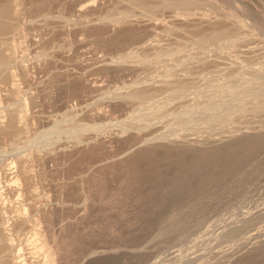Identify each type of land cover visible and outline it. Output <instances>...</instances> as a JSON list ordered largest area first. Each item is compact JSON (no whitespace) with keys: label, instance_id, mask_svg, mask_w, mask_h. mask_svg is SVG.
Segmentation results:
<instances>
[{"label":"rangeland","instance_id":"rangeland-1","mask_svg":"<svg viewBox=\"0 0 264 264\" xmlns=\"http://www.w3.org/2000/svg\"><path fill=\"white\" fill-rule=\"evenodd\" d=\"M140 1L48 0L50 3L41 9L29 4L19 5L22 28L17 29L14 36L10 34L16 38L1 37L5 43L0 51L14 54L17 60L23 56L25 65L28 63L27 74H30L16 73L20 71L18 64L11 68V72L17 74L13 83L19 84L14 94L10 93L9 85L0 80V120L7 113L6 109L22 110L25 98H30L29 105L32 100L36 102H32L35 105L31 104L27 112L22 111L26 121L23 120L22 133L0 136V150H5L0 158L9 163L17 154L15 143L24 151L21 154H39L40 158L31 157L27 162L34 175L39 201L58 208L47 222L35 212L27 211V224L13 231L15 242L22 246L23 258L28 259L25 264H264V91L255 83L264 81V0H215L217 7L220 5L218 8L199 4L197 7L189 5L190 10L184 8V3L182 6L173 3L175 8L173 4V7L163 4L162 0ZM78 9L83 12L80 14ZM217 10L228 13L235 10L234 13L243 16L250 25V29L248 26L246 29L254 38L231 36L234 38H222L217 44L210 43L212 46L202 42L204 47L198 42L196 33L200 27L196 24H204L211 17L213 20L214 14L215 20ZM189 11L194 22L185 21ZM123 15L135 21L128 34L122 28L102 33L105 28L92 27ZM77 19L91 28L85 27L84 32L82 25L73 23ZM201 29L206 30V27ZM11 42L18 46H11ZM201 47L211 62L201 67L194 64L195 59L189 62L190 57L183 58L188 53L199 56L195 50ZM41 51L45 54H40ZM23 52H28L27 56ZM129 52L131 56L125 59L124 55ZM157 57L165 61L158 62ZM180 63H185V67L191 63L194 66H187V70L192 68L193 71L189 73L185 67L179 69ZM174 64L178 71L171 72ZM168 74L174 78L183 74L191 80L190 90L178 93L175 84H162L161 78H167ZM245 80L256 84L246 88L250 91L248 98L244 97L247 95L243 87ZM88 84L95 88L90 90ZM142 85L156 87L153 100L139 102L122 95L131 87ZM166 87L169 91L172 88L171 93L175 92L171 98ZM162 90L167 91L166 95L161 94ZM213 91L219 97H214ZM164 99H168V104H159L166 101ZM149 106L162 107V113L168 114L145 124L147 117H144L146 120L141 117L146 116L142 113H146ZM205 109H210L206 114L208 119L203 116ZM188 110L194 115L185 116L183 112ZM216 110L226 114L220 117ZM233 115H239L233 118L238 122L231 120ZM135 116L138 118H133ZM225 118L230 119L231 124L224 121ZM201 122L209 127L213 123L219 126L207 129ZM127 123L135 124L138 131L132 129L130 133H123L122 127ZM154 125L157 132H153ZM202 131L207 135L201 134ZM244 131L263 134L256 140L246 141L245 146L242 140L240 146L239 142L235 147L229 146L230 153H227L228 147H223L221 151L227 150L222 154L218 150V156H213L215 152L209 155V151H200L201 154L194 151L196 155L192 150L193 153L188 150L181 154L159 152L148 158L136 156L137 159L119 163L120 156L139 141L137 133L140 140L158 134L208 140L209 145L201 140L206 147L220 136L229 138ZM81 134L96 141L100 139L94 144L98 143L97 147L91 145L74 153L72 137ZM51 136L54 141L49 151L35 149L39 142ZM199 154L203 159L198 160ZM100 163L106 166L99 168ZM83 175L87 176V181ZM88 177L91 180L88 181ZM10 183L19 185L21 182ZM13 205L15 210L11 209L10 217L18 211L24 212ZM36 231L39 235H35ZM46 250L56 252L54 260L45 256ZM103 250L108 254L100 252Z\"/></svg>","mask_w":264,"mask_h":264},{"label":"bare ground","instance_id":"bare-ground-1","mask_svg":"<svg viewBox=\"0 0 264 264\" xmlns=\"http://www.w3.org/2000/svg\"><path fill=\"white\" fill-rule=\"evenodd\" d=\"M50 1V0H49ZM137 1H139V0H137ZM149 0H147V2H148ZM163 2H161V3H163V4H169V7H170V5L171 4H173V3H177V5L178 4H183V6L184 5H186L184 8H187L188 9V7H189V5H193L192 7H195L196 5H199V4H204V5H211V6H214V7H216V8H218L217 7V4H216V2H215V0H162ZM165 1H167V2H165ZM141 3L143 2L142 0L140 1ZM48 3H50V2H48V0H0V46L3 44V42H4V40H3V38H1L3 35H8V36H10V34H15V31L17 30V29H20V28H22V24H21V22H20V9H19V5H23V4H29L30 6H32L33 8L35 7V8H38V9H41V8H46L45 6H47L48 5ZM143 3H146V1L144 0V2ZM188 4V5H187ZM93 5V4H92ZM174 5V4H173ZM195 5V6H194ZM168 6V5H167ZM172 6V5H171ZM175 6V5H174ZM182 6V5H181ZM200 6V5H199ZM236 6V5H235ZM166 7V6H165ZM173 7V6H172ZM178 7V6H177ZM197 7V6H196ZM207 7V6H206ZM175 8H176V6H175ZM179 8V7H178ZM181 8V7H180ZM211 8V7H210ZM236 9V11H240L239 9H238V7H235ZM241 8V7H240ZM187 9H184V10H187ZM199 9V8H198ZM202 9V8H201ZM188 10H190V8L188 9ZM224 10V9H223ZM232 10V9H231ZM235 10H233V11H235ZM246 10V9H245ZM248 10V9H247ZM78 11L80 12V14H81V12H83L82 11V9H78ZM77 11V12H78ZM192 11V10H191ZM191 11H189V13H187L189 16H187L188 18L187 19H185V21L187 22V21H191V22H194L193 20H191L193 17L191 16V15H193L192 13H191ZM223 12V11H219L218 12V10L216 11V12H218V14H217V17H216V19L214 20V18H215V14H214V18H213V20H212V17L211 18H209V19H211V20H205V23L203 24V23H200V24H196V27H197V25H198V27H200V30H198L199 31V33H196V35L198 36V39H199V41L198 42H203V43H205L206 45H208V44H214V43H218L219 41L218 40H220V39H222V38H225V40H226V38L227 39H230V38H232L231 36H237V37H240V38H244V39H246V40H252V37H253V33L250 31V30H247V29H250V25L248 26V21L245 19V20H243V16L242 17H240L239 16V14H237V13H234V12ZM188 12V11H187ZM215 12V11H214ZM87 13V12H86ZM78 16V15H77ZM191 17V18H190ZM78 20V19H77ZM75 21V22H73V23H75V24H80V23H82L81 21L79 22V20L78 21ZM197 20V19H196ZM195 20V21H196ZM201 20V19H200ZM202 21V20H201ZM204 21V20H203ZM247 21V22H246ZM253 21V20H252ZM257 22H259L258 20H256ZM262 21V20H261ZM45 22V21H44ZM133 22H135L134 20H132V19H130L129 17H126V16H122V17H119V18H116L115 20H113V21H111V22H102V23H100V24H98V26H92L93 28L95 27V28H101V27H103V28H105L104 29V32H103V30H101L102 31V33H105V31L106 32H109V31H114L115 30V28H122L123 30H127V34H128V29L131 27L132 28V25H133ZM142 22V21H141ZM197 22V21H196ZM198 22H199V20H198ZM256 22V23H257ZM46 23V22H45ZM84 23V22H83ZM97 24V23H96ZM137 24V23H136ZM139 24V23H138ZM192 24V23H191ZM206 24V25H205ZM45 25V24H44ZM47 25V24H46ZM50 25V24H49ZM51 25H52V23H51ZM80 25H82V24H80ZM155 26H156V24H154ZM254 25H255V23H254ZM257 25V24H256ZM258 25H259V23H258ZM83 26V28L82 29H84V32H85V27H88V28H91L89 25H82ZM151 26V25H150ZM206 27V30H203V29H201V27ZM249 28H248V27ZM51 27V26H50ZM139 27V26H138ZM146 27V26H145ZM152 27H154V26H152ZM246 27H247V29H246ZM207 28H208V32H207ZM29 29V28H28ZM47 29V28H46ZM64 30V29H63ZM33 31V30H32ZM73 31V30H72ZM25 32H26V30H25ZM66 32V31H65ZM163 32H165V31H163ZM162 32V33H163ZM29 33V32H28ZM27 33V34H28ZM32 33V32H31ZM44 34V33H43ZM62 34V33H61ZM66 34H68V33H66ZM73 34V33H72ZM125 34V33H124ZM29 35V34H28ZM74 35V34H73ZM99 35V34H98ZM134 35V34H133ZM132 35V36H133ZM7 36V37H8ZM14 36V35H13ZM13 36H10L11 38H16V37H13ZM100 36V35H99ZM102 36V35H101ZM156 36V35H155ZM7 37H5V38H7ZM229 37V38H228ZM4 38V39H5ZM11 38H9V39H11ZM35 38H36V36H35ZM34 38V39H35ZM43 38H44V36H43ZM75 38V37H74ZM102 38V37H101ZM104 38V37H103ZM197 38V37H196ZM234 38V37H233ZM232 38V39H233ZM254 38V37H253ZM8 38L6 39V40H9ZM28 39V38H27ZM16 40V39H15ZM36 40V39H35ZM34 40V41H35ZM41 40L43 41V39L41 38ZM47 40V39H46ZM197 40V39H196ZM34 41H33V43H34ZM48 41V40H47ZM111 41V40H110ZM118 41V40H117ZM216 41H218V42H216ZM228 41H230V40H228ZM231 41H234V40H231ZM230 41V42H231ZM51 42V41H50ZM53 42V41H52ZM75 42V41H74ZM83 42V41H82ZM114 42V41H113ZM119 42V41H118ZM195 42H197V41H195ZM5 43V42H4ZM22 43V42H21ZM29 43V42H28ZM32 43V42H31ZM36 44H37V42H35ZM38 43H41V42H38ZM124 43V42H123ZM202 43V44H203ZM13 44H15V43H13V42H11V46H13ZM36 44H33V45H36ZM74 44V43H73ZM154 44H156L155 42H154ZM199 44V43H198ZM210 44V46H212ZM16 45V44H15ZM31 45V44H30ZM38 45V44H37ZM36 45V46H37ZM204 45V44H203ZM202 45V46H203ZM18 45H16V47H17ZM40 46H43V43L42 44H40ZM64 46V45H63ZM150 46H154V45H150ZM4 47H5V45H4ZM28 47V46H27ZM70 47V46H69ZM194 47H195V45H194ZM198 47V46H197ZM196 47V48H197ZM204 47H205V45H204ZM209 47V46H208ZM215 47H217V46H215ZM1 48V47H0ZM21 48V47H20ZM31 47H29V49H30ZM193 48V47H192ZM202 48V47H201ZM227 49L229 48H231V47H226ZM4 49V48H3ZM11 51H12V49H11V47L9 48ZM19 49V48H18ZM42 49V48H41ZM199 49V48H198ZM210 49V48H209ZM23 49H20V51H22ZM195 50V49H194ZM219 50V49H218ZM30 51H31V49H30ZM47 51V50H46ZM222 51H224V50H222ZM221 51V52H222ZM228 51V50H227ZM232 51V50H231ZM5 53V51H0V71H1V73H0V80L2 79V82L4 81V82H6V83H4V84H6L7 86L9 85V90H10V93H16V91H18V85L19 84H14L15 82H14V80H16V78H17V74L16 73H19L20 72V75H23V76H28V74H30V73H28L27 74V70H29V69H27V66L26 65H28V63L25 65V59H24V61H23V56L21 57L20 56V59H19V57H18V59L19 60H17V59H15L13 56H14V54L13 55H8V54H4ZM16 51L14 50V53H15ZM42 52V53H41ZM40 52V54H42V55H44L45 53L43 52V51H41ZM132 52V51H131ZM131 52H129V54H128V56H126V55H124L125 56V59H126V57H129V56H131ZM195 52L196 53H198V55L199 56H193L192 54L189 56L188 54H186V56H184L183 58L184 59H186L185 57H187V58H189L190 57V59H188L189 60V62H190V60L192 61V59H195L196 60V62L194 63L196 66L198 65V66H201L202 67V65H205V64H207V63H209V62H211V60H210V58H209V55H208V53L206 52V51H204L203 50V48L202 49H200V50H195ZM262 52H264V51H262ZM24 53V52H23ZM26 53V52H25ZM24 53V56H27L26 54L28 53H26L25 54ZM195 53V55H197ZM216 54V53H215ZM17 55V54H16ZM49 55V54H48ZM217 55H220V54H218L217 53ZM124 56L122 57V58H124ZM225 56H227V55H225ZM224 56V57H225ZM229 56V55H228ZM17 57V56H16ZM220 57H222L221 55H220ZM125 59H123L124 61H125ZM123 60H121L122 62H123ZM155 60H157L158 62L159 61H165L164 59H162L161 57H157ZM187 60V59H186ZM230 60V59H229ZM23 61V62H22ZM182 61H183V59H182ZM21 62L22 63H24V65H22L21 64ZM177 62V61H176ZM181 62V61H180ZM187 62V61H186ZM194 62V61H193ZM212 62H214V61H212ZM216 62V61H215ZM192 63V62H191ZM190 63V64H191ZM222 63V62H221ZM17 64H18V66H20V67H18L17 66ZM181 65H182V67L181 68H179V69H184V65H185V63H184V65L182 64V63H180ZM189 64V66H191ZM193 64V63H192ZM214 64V63H213ZM218 64V63H217ZM225 64V63H224ZM175 65V64H174ZM13 66H17V68H19V70L20 71H17V69H16V71H14V72H16V73H13V72H11V68L13 67ZM188 65L186 64V69L185 70H187L188 69V67H187ZM192 66H194V65H192ZM191 66V67H192ZM169 68H170V66H168ZM171 67H173L172 65H171ZM175 67V71L174 70H170L171 72H176V71H178V69H177V66L175 65L174 66ZM190 67V68H191ZM207 67V66H206ZM29 68V67H28ZM258 69V68H257ZM190 70H192V68L191 69H189V70H187L189 73H191V71ZM223 70V69H222ZM170 71H168V72H170ZM181 71H183L184 72V70H181ZM193 71V70H192ZM255 71H256V69H255ZM263 71V70H262ZM186 72V71H185ZM185 73L184 75L185 76H187L189 73ZM257 72H260L259 71V69H258V71ZM264 72V71H263ZM164 73V72H163ZM162 73V74H163ZM214 73V72H213ZM218 73V72H217ZM172 74V73H171ZM171 74H168L167 75V78H165V79H163V78H161V80H163L161 83L162 84H164L165 83V85H174L175 84V87H177V88H175V87H173V88H175L176 89V92H178V93H180L181 91H182V93H185L187 90H190V86H189V82H191V80H189L188 78H184L183 76V74L182 75H178L176 78H174ZM187 74V75H186ZM215 74H216V72H215ZM177 75V74H176ZM171 76H172V78L173 79H171ZM214 76V75H213ZM16 77V78H15ZM19 77H21V76H19ZM179 77H181V78H179ZM183 77V78H182ZM24 78V77H23ZM170 78V79H169ZM187 79H188V81H187ZM195 79V78H194ZM79 80V79H78ZM193 80V79H192ZM214 80V79H213ZM25 81H26V78H25ZM86 81V80H85ZM155 81H159V80H155ZM195 81H197V80H195ZM200 81V80H199ZM260 80H258V82H256L255 81V83L257 84V86L259 85L260 87H261V89L260 90H263L264 91V86H261V83L263 82L264 83V81H262V82H259ZM1 82V81H0ZM1 82V83H2ZM14 82V83H13ZM80 82H81V80H80ZM27 83V82H26ZM82 83V82H81ZM154 83V82H153ZM170 83H172V84H170ZM252 83L253 82H249L248 80H245V82H244V84H243V87H245L244 89L246 90V88H250L251 86H252ZM255 83H253L254 85H256ZM155 84H156V82H155ZM154 84V85H155ZM191 84V83H190ZM194 84V83H193ZM83 85H84V83H83ZM153 85V86H154ZM195 85V84H194ZM264 85V84H263ZM75 86V85H74ZM86 86H88V88L91 90V89H94L95 88V86H93V85H86ZM151 87V86H140V87H131L132 89L129 91V89L126 91V93H125V91H124V93L122 94L126 99H133V100H137V101H139V102H145V101H147V102H149V101H151V100H153V98H154V93L156 92V90H154V88L156 89V87ZM158 86V85H157ZM161 86V85H160ZM76 87V86H75ZM163 87H164V85H163ZM192 87H193V85H192ZM198 87V86H197ZM263 87V88H262ZM73 88V87H72ZM167 88V87H166ZM170 89V88H169ZM172 89V88H171ZM171 89H170V91L168 90V88H167V90L170 92V94L168 93V95L170 96V98L173 96L172 94L173 93H175V92H172L171 93ZM175 89H173V90H175ZM179 91H178V90ZM248 89L246 90L247 92H246V96H244V97H246V98H248V92H250V91H248ZM256 89V88H255ZM9 90H7V91H9ZM172 90V91H173ZM259 90V89H258ZM260 90L258 91L259 93H260ZM155 91V92H154ZM183 91H185V92H183ZM263 91H261V92H263ZM92 92V91H91ZM165 93L167 92V91H164ZM163 92V90H162V93L161 94H165ZM245 92V91H244ZM255 91H253V93H254ZM9 93V94H10ZM215 93V94H214ZM34 94V93H33ZM177 94V93H176ZM212 95L214 94V97H217L219 94H217L216 92H212L211 93ZM245 94V93H244ZM243 94V95H244ZM118 95V94H117ZM166 95V94H165ZM167 95V96H168ZM175 95V94H174ZM179 95V94H178ZM262 95H264V94H262ZM35 96V95H34ZM114 96V95H113ZM251 96V95H250ZM117 97V96H116ZM120 97V99H121V95H119L118 96V98ZM157 97V96H156ZM155 97V98H156ZM175 97H176V95H175ZM219 97V96H218ZM28 98L29 97H27V98H25V99H27L28 100ZM32 98H34V97H32ZM169 98V97H168ZM242 98H243V96H242ZM27 100H25V102L22 104L23 105V109L22 110H19V111H17V110H14V109H6L7 110V113H5L3 116H2V119L0 120V136H2V135H7V134H20V133H22L24 130H25V127H24V124L25 123H23V120H24V116L23 115H25V114H22V111L23 112H27L28 110H29V106L31 105V104H34V103H32L33 101L34 102H36L35 100H32L31 101V104L29 105V103L28 102H30V98H29V100L27 101ZM122 100V99H121ZM158 100V99H157ZM163 100V99H162ZM164 100H166V99H164ZM173 100V99H172ZM155 102H158V101H155ZM154 102V103H155ZM162 103H164V104H168V99L166 100V101H161V103H159V104H162ZM163 104V105H164ZM35 105V104H34ZM150 105H152V104H150ZM157 105V104H156ZM139 106V105H138ZM159 106H161V105H159ZM158 106V107H159ZM150 107V106H149ZM147 108L148 110H147V112L146 113H142V115H146V116H140L142 119L144 118V117H147V120H146V118H144L143 120H146L145 122V124H147V122H148V124H150V122H152L153 123V121H151V120H154V121H156V119H159V118H161V116L162 115H167L168 114V110H166V112L167 113H162L163 112V110L161 111V108L162 107H159L160 108V110H159V108L157 107V106H155V107H153L152 106V108L150 107V108ZM217 107V106H216ZM14 108V107H13ZM164 108H165V106H164ZM213 108V107H212ZM212 108H210V109H212ZM214 108H215V106H214ZM136 109H137V107H136ZM163 109V108H162ZM210 109H205L204 111H205V113H204V118L206 117V119H208L207 117H209V116H207L206 114H208L207 113V111L208 110H210ZM214 110V109H213ZM217 111V110H216ZM69 112H71V111H69ZM164 112H165V109H164ZM217 112H219L220 113V111H217ZM183 114L186 116H192V111H184L183 112ZM183 114H181V115H183ZM209 114H211V111L209 112ZM214 113H212V115H213ZM222 114L223 113H220V117L222 116ZM226 113H224L223 114V116L225 115ZM140 115V114H139ZM138 115V116H139ZM183 115V116H184ZM194 115V114H193ZM206 115V116H205ZM228 115V114H227ZM226 115V116H227ZM237 115V114H236ZM198 116H201V114L200 115H198ZM211 116V115H210ZM217 116H218V114H217ZM216 116V117H217ZM218 116V117H219ZM225 116V117H226ZM239 116V115H238ZM238 116H235V115H233L232 117H231V120L234 118V117H237L238 118ZM241 116V115H240ZM139 117V118H140ZM163 117V116H162ZM181 117V116H180ZM179 117V118H180ZM212 117V116H211ZM133 118H138V117H133ZM140 118V119H141ZM185 118H187V117H185ZM185 118H183V120L185 119ZM192 118V117H191ZM196 118H199V117H196ZM195 118V121H197V119ZM201 119H202V116L200 117ZM199 118V119H200ZM203 118V120H205ZM210 118V117H209ZM213 118V117H212ZM211 118V119H212ZM237 118H235V119H233L232 121L234 122V120H236V122H238L237 121ZM214 119H216V118H214ZM210 120V121H215V120ZM26 120H27V118H26ZM187 120V119H186ZM192 120H194V118L192 119ZM217 120H218V118H217ZM224 121L226 120V118L225 119H223ZM223 120H221L222 121V123H223ZM228 120V119H227ZM226 120V122H230V124H231V120L229 119L228 121ZM249 120V119H248ZM150 121V122H149ZM187 121H189V120H187ZM200 121V120H199ZM220 121V120H219ZM220 121V122H221ZM24 122H26L25 120H24ZM142 122H144V121H142ZM198 122V121H197ZM203 122H206V121H203ZM241 122V121H240ZM239 122V123H240ZM155 123V122H154ZM181 123H182V121H181ZM202 123V122H201ZM242 123V122H241ZM240 123V124H241ZM144 124V125H145ZM203 124V123H202ZM211 124V123H210ZM135 125V124H134ZM132 123H127V124H125V125H123V127H122V132L123 133H125V132H129V131H133V130H137V128H135V126H134ZM199 125V124H198ZM203 125H205V124H203ZM207 125V124H206ZM205 125V126H206ZM225 125V123H223V126ZM236 125V124H235ZM215 126V127H214ZM216 126H219V124L218 123H213V124H211V126L210 127H213V128H216ZM220 126H221V124H220ZM223 126H221V127H223ZM234 126V125H233ZM232 126V127H233ZM264 126V125H263ZM137 127V126H136ZM147 127V126H146ZM156 126L154 125V131L153 132H157V128H155ZM203 127V126H202ZM207 127H209V126H206V128ZM209 127V128H210ZM231 127V126H230ZM135 128V129H134ZM205 128V127H204ZM209 128H207V129H209ZM238 128V127H237ZM236 128V129H237ZM95 129H101V128H95ZM133 129V130H132ZM196 130H197V128H195ZM201 129H203V128H201ZM200 129V130H201ZM211 129V128H210ZM235 129V130H236ZM253 129H256V128H253ZM148 130V129H147ZM159 130V129H158ZM231 130V129H230ZM234 130V129H233ZM138 131V130H137ZM142 130H140L139 132H141ZM241 131V130H240ZM100 132V131H99ZM153 132H151V133H153ZM203 132H205V134L207 133L206 131H202L201 132V134L203 133ZM214 132V131H213ZM257 132V131H256ZM262 132V131H261ZM130 133V132H129ZM132 133V132H131ZM137 133V132H136ZM222 133V132H221ZM135 134V133H134ZM138 134V142L134 145V146H132V148H131V146L129 147V148H131V150L130 151H127V149H126V151L128 152L127 154H126V152H125V154L123 153V156H120V158L122 157V159H119L120 161H119V163H121V162H123V164L124 163H126L129 159H132V158H134V157H136V156H140V157H145V158H148L147 156L149 155H151V156H153V154L155 155V153H156V155H157V153H159V152H162V155H163V153H171L172 152V154L174 153V152H180V154H181V152L182 151H187L188 152V150H192L193 152L194 151H196V152H198V153H200V151L202 152V151H206V152H208L209 153V155H211L212 156V153H216L218 150H220L221 148H223V147H228L227 149H229V146H233L236 142L238 143L239 141H243V143H245L246 141L247 142H249L250 140H253V139H255L256 140V138L259 136V138H260V135L261 134H263V133H261V134H259V132H258V134L257 133H255V132H253V133H251V132H241V133H234V134H232V136L230 135L229 136V138H228V136L225 138V137H223V136H220V139H217V140H215V142H214V144H211L210 146H208L209 144V142H205V140H203V139H201V140H203L204 141V143L206 144H208V145H205L206 147H204V143H203V141H201V140H195V139H186V138H184V139H182L180 136H177V134L176 135H167L166 134V136L163 134H158L157 136H154L153 138H148V139H141L140 140V133H137ZM136 134V135H137ZM142 134V133H141ZM132 135V134H131ZM204 135V134H203ZM207 135V134H206ZM218 135V134H217ZM141 136H143V135H141ZM149 136V135H148ZM96 137V136H95ZM107 137V136H106ZM261 137H262V135H261ZM263 137H264V135H263ZM73 139H74V141H71V142H75L74 143V145H75V147H74V149H73V146H72V149L70 148V150H72L74 153H79V152H81L82 150H84V149H86L88 146H91L92 145V147L93 146H95V147H97V145H98V143L96 144V145H94L96 142H99L100 141V139H98L97 141H96V139L94 138H89L88 136H84L83 134H81V135H74L73 137H72ZM72 138H70V139H72ZM108 138V137H107ZM124 138V137H123ZM135 138H137V136L135 137ZM72 139V140H73ZM258 139V138H257ZM110 140V139H109ZM53 141H54V138L51 136V137H49V138H47V139H45L43 142H39L38 143V146L36 147V145H35V149H38V150H43V149H48V151H49V149H51V145H52V143H53ZM133 142V141H132ZM203 144H201V143ZM102 143V142H101ZM73 144V143H72ZM240 144H242V142L240 143H238L237 145H239L240 146ZM236 145V144H235ZM235 145H234V147H235ZM246 145V143L244 144V146ZM129 146V145H128ZM231 146V147H232ZM13 147H14V149H16V155L15 156H13V158L10 160V162L9 163H7V160L6 159H4V158H0V264H25V262L28 260H26L25 261V259L23 258V256H25L24 254H23V250H22V246H20V244H17L16 242H15V240H14V238H13V231L16 229V228H18V227H21V226H24V225H26L27 224V222L29 221V215H28V212H29V210L31 211V212H35L41 219H43L45 222H47V221H49V218L51 217V215H53V213H55L56 211L55 210H57L58 208H57V206H52L50 203H43V202H41V201H39V194H38V192H37V188H36V186H35V179H34V175H33V172H32V170L30 169V167L28 166V164H27V162H29V159H31V157L32 158H35V157H39L40 158V156H38L39 154H37L36 156L35 155H33V154H30V155H33V156H29V154L27 153V154H21V153H23L24 151L22 150V152H21V148H19L20 147V145L18 144V143H15L14 145H13ZM70 147V146H69ZM125 147V146H124ZM233 147V148H234ZM237 147V146H236ZM238 148V147H237ZM236 148V149H237ZM97 149V148H96ZM225 149V148H224ZM224 149H222V151H224ZM227 149H225V151L227 150ZM235 149V148H234ZM69 150V149H68ZM88 150V149H87ZM233 150V149H232ZM19 153H18V152ZM190 151H189V153H190ZM191 151V153H193ZM221 150H220V153L222 152ZM232 152L231 151V148L228 150V152L227 153H230V152ZM3 152H5V150H0V153H3ZM13 152H14V150H13ZM85 152V151H84ZM210 152H211V154H210ZM66 153V152H65ZM176 153V154H177ZM203 153V152H202ZM236 153V152H235ZM64 154V153H63ZM166 154V155H167ZM172 154H170V155H172ZM179 154V153H178ZM177 154V156L179 157V155ZM194 155H196L195 154V152L193 153ZM201 154V153H200ZM200 154H199V156L197 155V157H198V160L199 159H203L201 156H200ZM222 154V153H221ZM223 154H226V153H224L223 152ZM76 155V154H75ZM124 155H125V157H124ZM175 155V154H174ZM218 155H220V154H218ZM217 155V153H216V155H214L213 154V156H218ZM71 156V155H70ZM150 156V157H151ZM181 156V155H180ZM207 156H208V154H207ZM68 157V156H67ZM90 157H91V155H90ZM168 157V156H167ZM196 156H195V160L197 161V158ZM200 157V158H199ZM209 157V156H208ZM226 157V156H225ZM43 158V157H42ZM41 158V159H42ZM81 158V157H80ZM160 158V157H159ZM162 158H163V156H162ZM209 158H211V157H209ZM36 159V158H35ZM90 159V158H89ZM117 159V158H116ZM136 159H137V157H136ZM157 159V158H156ZM164 159H165V157H164ZM172 159H174V158H172ZM176 159V158H175ZM181 159H183V158H181ZM194 159V158H193ZM211 159H214L215 160V157L213 158H211ZM140 160V159H139ZM178 160V159H177ZM218 160V159H217ZM44 161V160H43ZM179 161H180V159H179ZM101 162V161H100ZM146 162H148V161H146ZM198 162V161H197ZM199 162H202L201 160L199 161ZM108 163V162H107ZM111 163H114V161L113 162H111ZM118 163V164H119ZM182 163V162H181ZM117 164V163H116ZM117 164V165H118ZM152 164V163H151ZM210 164V163H209ZM217 164V163H216ZM215 164V165H216ZM87 165V164H86ZM93 165V164H92ZM92 165H90V166H92ZM101 165H104V164H99L98 166H99V168H100V166ZM183 165V164H182ZM213 165V164H212ZM219 165V164H218ZM98 166H97V168H98ZM104 166H106V165H104ZM152 166V165H151ZM93 167V166H92ZM179 167V166H178ZM193 167V166H192ZM82 168H84V167H82ZM98 168V169H99ZM196 168V167H195ZM201 168V167H200ZM88 169V168H87ZM97 169V170H98ZM202 169V168H201ZM92 171H94V173H95V169L93 170L92 169ZM92 171H89L90 173L92 172ZM181 171V170H180ZM89 173V174H90ZM179 174V173H178ZM177 174V175H178ZM86 177V178H85ZM90 177H92L93 178V176H90ZM82 178H84V180H86L87 181V176H84L83 175V177ZM89 180H91V179H89V177H88V181ZM18 182V181H20L21 183H18L19 185H15V184H12V183H10V182ZM172 181H174V180H172ZM185 182V181H184ZM89 183V182H88ZM83 185H84V183H82ZM87 184V183H86ZM91 184V183H90ZM82 185V186H83ZM219 195V194H218ZM14 197H15V199H14ZM221 197V196H220ZM14 199V200H13ZM205 202V201H204ZM13 204H16L17 205V208L19 209V210H23L24 212L23 213H20V211H18V213L16 214V215H14V216H12V217H10V212L12 211L11 209H13ZM16 208V209H17ZM206 208V207H205ZM13 210H15V209H13ZM17 211V210H16ZM28 211V212H27ZM14 212V211H13ZM16 213V212H15ZM10 214V215H9ZM49 223V222H48ZM48 225V224H47ZM49 225H50V223H49ZM35 235H39V231H36V233H35ZM40 236H41V233H40ZM42 237V236H41ZM40 240V239H39ZM35 242H36V239H35ZM39 242V241H38ZM41 243H45V241L43 240V239H41ZM40 243V244H41ZM137 247V246H136ZM143 247V246H142ZM118 249V248H117ZM132 249H134V248H132ZM141 249V248H140ZM139 249V251L140 252H142L141 250ZM131 251V253H132V250H130ZM137 251V250H136ZM144 251V250H143ZM100 252H103V253H107V251H100ZM115 252V251H114ZM121 252H122V250H121ZM56 252L54 251V250H46V252H45V256L47 257V258H49V259H51V260H54V255H56L55 254ZM130 253V252H129ZM128 253V254H129ZM134 253V252H133ZM132 253V254H133ZM136 253V252H135ZM101 254V253H100ZM108 254V253H107ZM132 254H130V255H132ZM105 254H103V256H104ZM135 255H137V254H135ZM44 256V257H45ZM108 256H110V254L108 255ZM54 257V258H53ZM87 260V259H86ZM85 260V261H86ZM84 261V262H85ZM51 262H53V261H51ZM180 263V262H179ZM27 264V263H26Z\"/></svg>","mask_w":264,"mask_h":264}]
</instances>
